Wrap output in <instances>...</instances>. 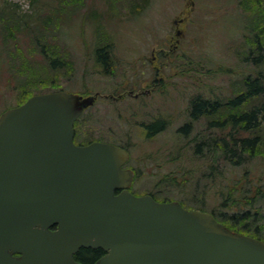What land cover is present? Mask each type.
<instances>
[{
  "label": "rangeland",
  "instance_id": "374dc122",
  "mask_svg": "<svg viewBox=\"0 0 264 264\" xmlns=\"http://www.w3.org/2000/svg\"><path fill=\"white\" fill-rule=\"evenodd\" d=\"M42 1L39 8L35 0H0V113L55 89L98 94L74 129L78 134L92 130L89 138L108 135L126 146L137 194L210 211L221 206L234 180L246 177L264 185L262 154L239 166L194 154L193 138L217 134L201 130L210 120L224 119V108L193 122L189 132L180 131L190 122L192 98L226 101L240 92L242 77L257 70L244 58L264 55V43L261 50L255 43L264 27L259 18L264 0L256 5L244 0ZM176 30L183 33L178 43ZM172 48L184 56L163 58ZM99 49L105 64L97 59ZM259 69L264 71V63ZM155 78L164 82L154 86ZM155 120L167 128L149 135L142 124ZM256 209L263 216L257 234L264 239V198Z\"/></svg>",
  "mask_w": 264,
  "mask_h": 264
},
{
  "label": "water",
  "instance_id": "95a60500",
  "mask_svg": "<svg viewBox=\"0 0 264 264\" xmlns=\"http://www.w3.org/2000/svg\"><path fill=\"white\" fill-rule=\"evenodd\" d=\"M96 96L35 94L0 114V264H80L81 248L105 253L93 264H264V241L131 194L125 150L76 146L74 123Z\"/></svg>",
  "mask_w": 264,
  "mask_h": 264
},
{
  "label": "trees",
  "instance_id": "16d2710c",
  "mask_svg": "<svg viewBox=\"0 0 264 264\" xmlns=\"http://www.w3.org/2000/svg\"><path fill=\"white\" fill-rule=\"evenodd\" d=\"M35 1L37 4L36 6L40 8L43 1ZM260 2L262 1H243L244 4L251 5L260 4ZM250 6H244L243 9L247 11ZM261 9L259 18L260 21H264V8ZM256 10L259 9L256 7ZM263 31L264 27L257 32L260 34L256 36L255 41L258 50L262 49L261 44L264 43ZM97 59L102 64H105L106 55L102 49L97 51ZM244 62L247 67L248 65L255 66L257 70L254 72L251 71V73L242 77L240 81L242 87L237 95L226 101H210L203 98L202 115L206 119L208 116L217 114L222 108L228 113L222 120L217 118L208 121L203 128V131L206 132L207 130H217L219 131L217 134L206 135L203 136V138H199V136L193 138V143H195L194 154L199 157L202 156V153L203 157L205 155H213L214 158H220L231 165L239 166L244 163V160L246 161L247 158L254 157L255 154H262L264 156V127L262 126L264 122V71L259 69L260 65L264 63V55L261 52L252 57L247 55L244 58ZM52 64H58L57 59H53ZM57 90L58 89H55L53 91ZM22 103H17L15 106ZM199 115L200 113L191 114V121L194 122L197 120L196 117ZM163 124L164 121L159 120L150 125L147 129L148 134L150 135L152 132L156 133L161 131ZM187 128L188 126H186V129ZM205 148H207L206 153L203 151ZM209 168L211 169L210 177H214L213 169L215 168L213 164H211ZM173 181V179H169L168 182L173 185ZM259 184L260 183L246 179V177L238 181L234 180L230 187H228L227 197L220 207L218 206L216 209H211L210 211L204 208L200 210L212 214L215 219L234 232L246 234L264 241V239L257 234L260 227L258 221H260L263 216H260L256 206L259 204V201L264 198V185L261 186ZM153 198L155 199L154 196ZM221 207H223L225 211H221ZM100 254V249L82 248L75 254L74 259L82 264H93L100 258Z\"/></svg>",
  "mask_w": 264,
  "mask_h": 264
},
{
  "label": "flooded vegetation",
  "instance_id": "af4514ba",
  "mask_svg": "<svg viewBox=\"0 0 264 264\" xmlns=\"http://www.w3.org/2000/svg\"><path fill=\"white\" fill-rule=\"evenodd\" d=\"M182 21H183V20H182ZM182 21H181V20H179V21H174V24L178 25L179 23H182ZM176 35H177V37H178V39H179V40H176V43H178V42L180 41V38L183 36V33H182V31H180V30H176ZM177 45H178V44H177ZM177 45H175V47H176ZM163 52H166V53H163V54H162V57H163V58H165V56H168V57H170V56H176V57L178 58V56H177L176 54H181V56H184V54L181 53L180 50H177V48H172V49H169L168 51H163ZM169 53H171V55H170ZM177 58H176V59H177ZM155 75H156L155 77H158L157 75H159L157 70H156V74H155ZM162 82H164L162 78H155V79L152 81V84H154V86H155L156 84L159 85V84H161ZM145 91L149 93V90H148V89L145 90ZM129 96H133V97H135V99H136V98H138L139 95H138V94L132 95V92H129ZM97 97H98V95L96 96V98H97ZM96 98H95V100H96ZM111 98H113V97H111ZM117 98L120 99V98H123V96L119 95V96H117ZM117 98H116V99H117ZM189 109H190V111H189V114H190V115H191V114H198V113H200V115H199L198 117H196L197 120H195V121L197 122L198 120H200L201 117L203 116V115H202V114H203V96H201V95L199 94L198 96L192 98V99L190 100V102H189ZM85 110H86V109H85ZM170 111H173V110H170ZM189 117L191 118V116H189ZM157 121H159V120H155V121H153V122H151V123H149V124H147V125H143V124H142V126H145V128L148 129L150 125L156 123ZM195 121H194V122H195ZM185 123H186V124H185V125H182L181 128H180V131H181V132H186L187 130H188V132H189V128L192 126L193 121H191V119H190V122H189V123H188V122H185ZM189 125H190V126H189ZM186 126H188L187 129H186ZM163 128L165 129V128H167V126H166L165 124H163L162 129H163ZM161 131H162V130H161ZM159 132H160V131H159ZM152 133H153V132H152ZM157 133H158V132H157ZM201 134H203V130H201ZM91 136H92V130H84V132H83V130H82V131H79V134H78V133H77V130L74 129V131H73V140H72V141H73V143H74L76 146H88V145H90V144H92V143H95V142L103 143V144H110V145H114V146H117V147H119V148L125 150V151L127 152V154L129 155L126 146H124V145L121 144V143L115 142L114 139L108 137V135H106V137H95V138H89V137H91ZM201 157L203 158V153H202V156H201ZM129 160H130V155H129L128 160H127V161L122 165V167H121V169H124V170H130V171L133 173V179H132V182H131L130 186L128 187V191H129L131 194L135 195V196L150 195L151 197H153L151 194H148V193H146V194H137L135 191L132 190V186H133V183H134V181H135L136 172H135L132 168L128 167V162H129ZM121 191H122L121 189H117V190L114 191V194H115V195H118ZM183 207H184V206H183ZM187 209H188V208H187ZM55 229H56V227L51 228V230H55ZM81 249H82V248H81ZM83 249H88V248H83ZM79 250H80V249H79ZM79 250H78V251H79ZM78 251H77V252H78ZM77 252H76V253H77ZM76 253H75V254H76ZM75 254H74V256H75ZM104 254H105V253H104L103 251H101V254H100V255L103 256ZM13 256H17V254H13ZM74 256H73V258H74ZM101 256H100V257H101ZM74 260H75V259H74ZM75 261L78 262L77 260H75ZM78 263H80V262H78ZM80 264H82V263H80Z\"/></svg>",
  "mask_w": 264,
  "mask_h": 264
}]
</instances>
